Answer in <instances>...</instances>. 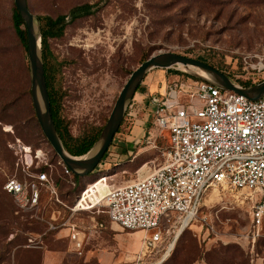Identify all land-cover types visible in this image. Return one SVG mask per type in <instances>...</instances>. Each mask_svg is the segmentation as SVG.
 Masks as SVG:
<instances>
[{
    "label": "rangeland",
    "instance_id": "1",
    "mask_svg": "<svg viewBox=\"0 0 264 264\" xmlns=\"http://www.w3.org/2000/svg\"><path fill=\"white\" fill-rule=\"evenodd\" d=\"M27 2L40 17L66 15L84 3L92 7L89 15L69 23L62 36L45 42L51 53L48 62L55 66L53 86L61 93L59 114L76 138L105 124L131 71L152 54L172 51L203 58L240 85L264 80V0ZM13 4L0 0V264H100L97 256L87 253L100 238L116 256L112 264H264V217L256 225L253 209L259 194L249 189L209 188L196 217L185 227L171 217L161 226L162 240L154 245L148 244L144 231L116 227L110 232L112 223L102 202L99 209L76 213L73 220L85 233L81 253L72 251L67 229H49L51 215L58 216L59 210L66 218L65 205L71 206L85 188L83 198L94 201L111 186L124 185L163 165L166 140L147 112L156 108L164 82L186 73L180 68H173L179 73L149 71L136 92L150 90L153 102L144 109L138 103L127 109L92 172L64 176L34 115L28 58L11 23ZM19 142L48 154L51 166L41 168L57 181L64 205L44 194L37 212L16 209L3 183L20 173L14 154Z\"/></svg>",
    "mask_w": 264,
    "mask_h": 264
},
{
    "label": "built area",
    "instance_id": "2",
    "mask_svg": "<svg viewBox=\"0 0 264 264\" xmlns=\"http://www.w3.org/2000/svg\"><path fill=\"white\" fill-rule=\"evenodd\" d=\"M158 93L156 108L148 113L166 140L164 163L142 178L110 187L101 201L109 221L122 230L144 231L148 244L154 245L162 240L164 222L175 217L187 226L206 191L221 187L258 193L253 220L259 225L264 217V95L251 100L190 75L164 82ZM136 103L133 97L128 108ZM14 154L20 173L7 177L3 190L16 209L37 212L44 194L63 204L57 182L41 168L51 166L48 154L20 142ZM61 167L64 176H74ZM85 191L71 206L65 205L66 218L57 210L58 216L54 212L48 221L51 230L67 229L70 247L78 253L85 233L73 221L76 213L101 206L96 199H84Z\"/></svg>",
    "mask_w": 264,
    "mask_h": 264
},
{
    "label": "water",
    "instance_id": "3",
    "mask_svg": "<svg viewBox=\"0 0 264 264\" xmlns=\"http://www.w3.org/2000/svg\"><path fill=\"white\" fill-rule=\"evenodd\" d=\"M26 30L27 58L30 76V95L34 115L40 129L62 163L74 176L84 177L98 165L117 132L139 85L153 69L180 68L187 75L207 81L216 87L258 99L264 95V80L244 86L233 81L227 74L198 59L164 51L152 54L133 69L120 89L110 114L92 146L81 155H71L63 147L50 111L41 48V32L38 16L29 8L27 0H13ZM198 71H203L204 75Z\"/></svg>",
    "mask_w": 264,
    "mask_h": 264
},
{
    "label": "trees",
    "instance_id": "4",
    "mask_svg": "<svg viewBox=\"0 0 264 264\" xmlns=\"http://www.w3.org/2000/svg\"><path fill=\"white\" fill-rule=\"evenodd\" d=\"M91 11H92L91 5L88 3H84L81 5L74 6L73 8L70 9L68 14L66 15L61 14V15H57L54 18L50 16H44V17L38 16V19L41 22H43L41 24L42 33H43V64H44L46 86H47V91H48L49 101H50V111H51V115H52V119L54 121L55 127L58 131L61 142L63 144V147L71 155H81L85 153L95 142L103 126L97 129L94 133L88 136H83L79 138L73 137L69 133L67 126L64 124L63 119L61 118L59 114L60 107H61L60 106L61 93L58 94L56 91V88L53 86L52 81H53V75L55 72V66L52 63L50 64L48 62V57L49 55H51V53L46 49L45 42L47 38H58L62 36L65 27L69 23H71L72 21L76 20L79 17L89 15ZM11 23H12V27H13V30L15 32V35L17 37L19 44L21 45L23 51L27 54V40H26V30H25L24 22L14 4L12 6ZM195 59H198L200 61H203L209 64L203 58L197 57ZM166 70H170L172 71V73H179L177 70H173V68H167ZM182 76H187V74H184ZM242 85L249 86V85H252V83L244 82L242 83ZM58 161L61 164H63L60 159H58Z\"/></svg>",
    "mask_w": 264,
    "mask_h": 264
},
{
    "label": "crops",
    "instance_id": "5",
    "mask_svg": "<svg viewBox=\"0 0 264 264\" xmlns=\"http://www.w3.org/2000/svg\"><path fill=\"white\" fill-rule=\"evenodd\" d=\"M149 93H151L150 90H148L146 92H143V93H138V92L135 93V100L137 99L136 101H137L138 107H140V109H144L146 103H148V98H149V95H150ZM147 114L149 115L148 112H147ZM116 227H118V226L115 225V224H111V226L109 227L110 232L115 230ZM66 236H67V234H66ZM94 243L97 245V247L96 248H90V249L87 250V253H88L89 257L97 256L98 259H99L100 264L116 263L115 254L113 256L112 252H108L107 251V247H106L107 246V241H106V239H101L100 238V239L96 240V242H94ZM84 248H85V245H83L82 251L84 250Z\"/></svg>",
    "mask_w": 264,
    "mask_h": 264
},
{
    "label": "bare ground",
    "instance_id": "6",
    "mask_svg": "<svg viewBox=\"0 0 264 264\" xmlns=\"http://www.w3.org/2000/svg\"><path fill=\"white\" fill-rule=\"evenodd\" d=\"M198 72H199V74L204 75L203 71H198ZM141 174H142V175L140 176V178L144 177V176L147 174V172L144 171V172H142ZM106 193H107V192H106ZM106 193H105V195H106ZM105 195H104L102 198L97 199V200L95 201V203H100L101 201H103L104 198H105ZM181 223H182V225H183V227H184V225H185L184 222H181ZM183 227H182V228H183ZM137 231H142V230H137ZM179 232H181V231H179ZM179 232L176 234V236H178ZM172 245H173V244H171V245L169 246V248H168V250H167V252H166L164 258L170 253L171 248H172ZM160 262H161V261H160ZM160 262H158V264H159Z\"/></svg>",
    "mask_w": 264,
    "mask_h": 264
},
{
    "label": "flooded vegetation",
    "instance_id": "7",
    "mask_svg": "<svg viewBox=\"0 0 264 264\" xmlns=\"http://www.w3.org/2000/svg\"><path fill=\"white\" fill-rule=\"evenodd\" d=\"M40 23V32H41V48H42V44H43V33H42V27H41V21L39 20ZM42 59H43V49H42ZM44 66V64H43ZM45 74V72H44Z\"/></svg>",
    "mask_w": 264,
    "mask_h": 264
}]
</instances>
